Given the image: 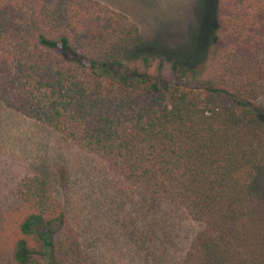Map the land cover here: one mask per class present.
<instances>
[{"label":"trees","instance_id":"obj_1","mask_svg":"<svg viewBox=\"0 0 264 264\" xmlns=\"http://www.w3.org/2000/svg\"><path fill=\"white\" fill-rule=\"evenodd\" d=\"M198 6L206 28L179 52L107 1L0 0V103L196 221L177 262L162 264H264V54L253 53L264 0ZM154 63L157 75L140 67ZM16 194L30 212L9 252L0 209V264H99L46 176L25 175Z\"/></svg>","mask_w":264,"mask_h":264},{"label":"rangeland","instance_id":"obj_2","mask_svg":"<svg viewBox=\"0 0 264 264\" xmlns=\"http://www.w3.org/2000/svg\"><path fill=\"white\" fill-rule=\"evenodd\" d=\"M102 1L128 13L139 23L148 41L175 51H189L194 45L195 26L201 33L206 28L198 17V0ZM222 46L220 41L212 47L203 67L206 75L213 72ZM255 47L253 53L262 56L264 36ZM140 67L152 75L158 74L155 63L150 68ZM168 69L169 63L162 75L171 78ZM192 91L207 100V91ZM256 103L264 111V92ZM104 168L98 158L79 151L57 131L0 103V209L5 218L6 249H13L20 236L19 225L30 212V206L18 198L16 185L25 175L39 173L53 183L65 200L72 221L84 233L99 264L177 262L199 224L173 204L118 183ZM29 241L34 244L31 238Z\"/></svg>","mask_w":264,"mask_h":264}]
</instances>
